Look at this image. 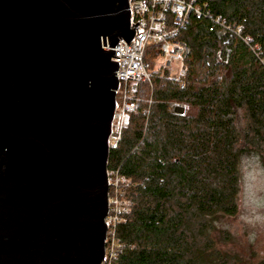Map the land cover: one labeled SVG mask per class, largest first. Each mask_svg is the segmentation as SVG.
<instances>
[{"label": "water", "instance_id": "obj_1", "mask_svg": "<svg viewBox=\"0 0 264 264\" xmlns=\"http://www.w3.org/2000/svg\"><path fill=\"white\" fill-rule=\"evenodd\" d=\"M140 29L129 0H0V264L104 259L113 47Z\"/></svg>", "mask_w": 264, "mask_h": 264}, {"label": "trees", "instance_id": "obj_2", "mask_svg": "<svg viewBox=\"0 0 264 264\" xmlns=\"http://www.w3.org/2000/svg\"><path fill=\"white\" fill-rule=\"evenodd\" d=\"M195 1L242 25L248 43L190 16L176 34L189 48L185 87L163 78L132 85L139 108L106 165L123 177L120 197L129 206L116 228L123 248L113 264H253L216 250L209 230L237 210L241 155L257 151L264 164V0ZM157 46L145 51L150 67Z\"/></svg>", "mask_w": 264, "mask_h": 264}, {"label": "built area", "instance_id": "obj_3", "mask_svg": "<svg viewBox=\"0 0 264 264\" xmlns=\"http://www.w3.org/2000/svg\"><path fill=\"white\" fill-rule=\"evenodd\" d=\"M132 10V22L141 29L135 35L134 45L127 44L123 38L113 47V56L117 63L115 71L118 79L116 90L117 106L113 113L111 133L108 137L109 148L114 149L121 139L122 132L129 121V115L139 108L140 96L133 94L134 84L148 83L152 85L153 78H163L178 83L184 88L187 74L185 57L189 53L188 46L176 38V34L188 21L190 16L206 17L223 30L229 31L237 38L248 43L243 36L242 25H231L219 16H213L206 3L195 0H129ZM173 22V23H172ZM151 44H157V54L153 57V65L145 61V51ZM254 49V48H252ZM152 97L147 99V105L141 110L148 115ZM182 108L181 102H172V108ZM109 182V208L105 221L107 224L104 259L101 264H113L123 248L117 236L116 228L124 213L129 212L127 201L120 197L121 183L124 181L118 169L107 170Z\"/></svg>", "mask_w": 264, "mask_h": 264}, {"label": "rangeland", "instance_id": "obj_4", "mask_svg": "<svg viewBox=\"0 0 264 264\" xmlns=\"http://www.w3.org/2000/svg\"><path fill=\"white\" fill-rule=\"evenodd\" d=\"M245 125L241 110L237 126L240 130ZM236 202V212L219 217L209 235L216 250L243 263L255 264L264 259V164L257 151L243 153L240 157Z\"/></svg>", "mask_w": 264, "mask_h": 264}]
</instances>
